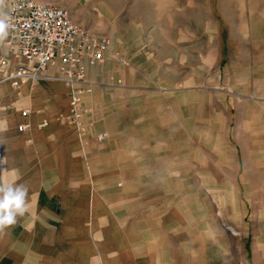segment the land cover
<instances>
[{
    "label": "rangeland",
    "instance_id": "obj_1",
    "mask_svg": "<svg viewBox=\"0 0 264 264\" xmlns=\"http://www.w3.org/2000/svg\"><path fill=\"white\" fill-rule=\"evenodd\" d=\"M10 1H5L4 12ZM58 2L55 5L67 9L71 17L94 24L95 0ZM132 4L139 7L133 22L149 26L144 33L149 47L142 53L151 57L152 75L161 85L159 104L172 106L181 121L176 128L181 145L176 144L174 152L165 146L178 174L159 178L157 201L163 203L162 210L179 207L182 217L196 225L190 222L192 236L184 230L181 241L165 249L166 264H264V0H132ZM2 108L3 104V121ZM4 150L0 146L3 160ZM5 171L0 166V182L15 183L14 175L3 176ZM24 217L0 233V264H21L19 251L29 253V236L37 226ZM47 226L39 224L38 229L62 231L60 223ZM111 226L101 227L109 231ZM118 227V233H105L112 238L102 243L104 258L116 259L115 264H147L136 253L126 256L127 241L146 243L139 238V225ZM75 247L79 256L64 258L73 263L88 260L87 248ZM112 248L116 253L109 256Z\"/></svg>",
    "mask_w": 264,
    "mask_h": 264
},
{
    "label": "crops",
    "instance_id": "obj_2",
    "mask_svg": "<svg viewBox=\"0 0 264 264\" xmlns=\"http://www.w3.org/2000/svg\"><path fill=\"white\" fill-rule=\"evenodd\" d=\"M138 8L132 0H95L97 16L92 26L79 16L71 17L110 42L104 62L87 69L85 85L90 92L81 97V106L93 114L84 115L83 122L90 136L106 135L101 143L82 151L76 130L57 121L59 115L68 113L69 97L56 69H48L43 79L18 89L0 85V105L6 110V118L0 120L3 176L14 175L15 183L29 187L30 212L24 216L37 226L29 236V253L26 249V254L18 253L21 264H115L116 259L104 258L107 252L102 243L110 236H105L108 230L101 226L112 225L108 232L118 233L121 223L139 225V238L146 242L127 241V257L136 253L147 264H166L165 249L181 241L184 230L187 236L193 234L191 223L195 222L182 217L177 206L162 210L163 203L156 197L161 189L159 178L178 174L165 146L174 152L175 145H181L176 139L181 136L176 131L181 121L172 106L167 109L159 104L161 85L152 75L151 57L142 53L149 47L144 40L149 26L132 18ZM24 110L28 111L25 118L21 116ZM43 122L46 125L41 127ZM20 124L28 129L19 132ZM56 223L61 232L38 229L39 224ZM80 228L82 232H77ZM228 228L237 234L234 227ZM161 239L164 244L157 242ZM135 245L140 249H134ZM75 246L87 248L88 260L79 258L73 263L64 258L79 256ZM112 249L109 256L116 253L117 248Z\"/></svg>",
    "mask_w": 264,
    "mask_h": 264
},
{
    "label": "built area",
    "instance_id": "obj_3",
    "mask_svg": "<svg viewBox=\"0 0 264 264\" xmlns=\"http://www.w3.org/2000/svg\"><path fill=\"white\" fill-rule=\"evenodd\" d=\"M6 13L13 27L0 44V85L7 83L18 89L40 81L48 69H56L69 97L68 113L59 115L57 121L76 130L82 151L105 140V134L89 135L83 117L93 114L81 106V97L90 92L85 85L86 71L104 62L109 40L87 31L72 20L67 9L55 4L12 0ZM10 57L14 59L13 66ZM27 115V110L21 112L23 118ZM45 125L43 122L40 126ZM27 129L26 124L17 127L19 132Z\"/></svg>",
    "mask_w": 264,
    "mask_h": 264
},
{
    "label": "clouds",
    "instance_id": "obj_4",
    "mask_svg": "<svg viewBox=\"0 0 264 264\" xmlns=\"http://www.w3.org/2000/svg\"><path fill=\"white\" fill-rule=\"evenodd\" d=\"M5 0H0V44H3L13 25L11 17L4 12ZM5 161L0 158V166ZM29 187L24 183L0 182V233L14 226L19 217H23L28 211Z\"/></svg>",
    "mask_w": 264,
    "mask_h": 264
}]
</instances>
